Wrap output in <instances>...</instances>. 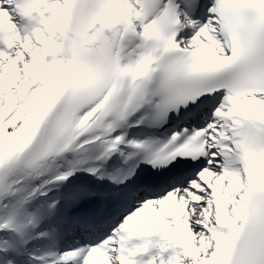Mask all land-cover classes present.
<instances>
[{
  "label": "snow or ice",
  "instance_id": "obj_1",
  "mask_svg": "<svg viewBox=\"0 0 264 264\" xmlns=\"http://www.w3.org/2000/svg\"><path fill=\"white\" fill-rule=\"evenodd\" d=\"M0 264H264V0H0Z\"/></svg>",
  "mask_w": 264,
  "mask_h": 264
}]
</instances>
